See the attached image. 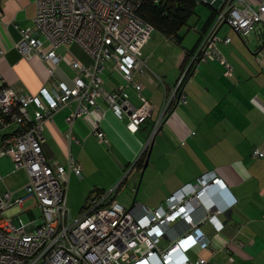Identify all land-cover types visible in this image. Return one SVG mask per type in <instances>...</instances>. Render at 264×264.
I'll return each instance as SVG.
<instances>
[{"label": "built area", "instance_id": "1", "mask_svg": "<svg viewBox=\"0 0 264 264\" xmlns=\"http://www.w3.org/2000/svg\"><path fill=\"white\" fill-rule=\"evenodd\" d=\"M142 4L143 0H37L34 26L19 30V52L28 60L40 56L53 76L64 59L56 52L60 46H80L92 63L69 60L76 74L73 83L57 80L37 94L0 84V159L8 158L15 170L27 176V183L19 190L0 188V264H213L201 256L193 261L190 252L211 248L212 241L200 225L210 223L220 234L224 228L220 216L235 204L225 185L220 192L211 193L223 181L216 170L181 186L156 208L134 202L128 209L120 204L116 196L121 182L90 197L84 210L73 217L67 203L69 173L82 178V166L71 156L67 168L49 160L44 151L45 123L72 102L78 107L67 117L70 125L92 115L93 110L103 117L100 98L119 118L128 115V128L133 132L152 117L151 96L136 77L148 73L143 49L155 31L139 16ZM218 8L207 34L165 96L146 148L176 108L186 103L185 87L201 62L220 61L224 75L232 76L231 64L218 50L222 25L245 39L260 31L264 39V0L257 6L249 0H221ZM230 42L229 37L225 39V43ZM256 55L263 60L264 42ZM108 62L125 80L111 92L104 87ZM127 87L134 89L138 105L131 102ZM92 130L100 141L108 143L97 118ZM253 156L264 158V151L255 148ZM0 184H5L1 174ZM21 191L26 195L17 196ZM222 192L229 202L220 200L218 193ZM27 201L33 205L25 209ZM33 207L41 209V218ZM198 211L200 218L196 217ZM22 213L27 214V223L20 217ZM180 224L186 229L177 233ZM165 241L167 245L162 247Z\"/></svg>", "mask_w": 264, "mask_h": 264}, {"label": "crops", "instance_id": "2", "mask_svg": "<svg viewBox=\"0 0 264 264\" xmlns=\"http://www.w3.org/2000/svg\"><path fill=\"white\" fill-rule=\"evenodd\" d=\"M249 1L257 6L263 0ZM220 2L205 3L212 7V12L192 48L180 45L183 40L179 32L177 38L162 32L153 33L145 45L143 54L148 73L136 77L151 96L153 115L150 119L154 122L161 114L165 96L187 66L191 52L213 24L214 9L219 11ZM0 7V84L37 94L43 87L50 89L57 80L69 85L73 83L76 74L69 60L77 59L86 65L92 63V58L80 46H60L56 52L64 59L55 68L53 76L50 66L40 56L28 60L16 47L21 39L19 30L34 26L37 0H0ZM224 25L218 32L222 39L218 42V50L231 64L232 76L224 75L225 67L220 61L201 62L185 87L186 103L180 104L163 123L148 148L154 122L148 120L133 132L128 128V115L119 118L109 103L100 98L98 105L104 113L100 118L93 110L92 115L78 118L70 125L67 117L77 109L76 102L57 111L45 123L44 149L49 160L57 164L68 168L73 156L82 166V178L71 172L69 183L74 182L72 194L82 200L86 198L85 204L90 197L121 182L122 186L138 183L143 169L139 159L146 150L149 153L151 147L149 168H156L154 159L163 156L164 190L161 202L148 208L164 204L165 199L181 186L216 170L235 204L220 216L224 224L220 234L213 231L210 223L200 225L212 245L207 250L191 251V259L195 261L201 256L213 264H264V158L253 156L255 148L264 151V58L259 60L256 55L264 42L263 33L259 31L246 38L243 45L229 30L220 35ZM228 37L231 42L225 43ZM103 77L104 87L110 92L125 84L112 62L107 63ZM127 91L131 102L138 105L134 89L127 87ZM94 118L99 120L108 143L100 141L94 134ZM218 197L225 203L230 201L223 192L218 193ZM200 212H197V218L202 217ZM176 229L181 233L186 226L180 224ZM172 237L176 238L177 234ZM163 243L165 247L167 242Z\"/></svg>", "mask_w": 264, "mask_h": 264}, {"label": "rangeland", "instance_id": "3", "mask_svg": "<svg viewBox=\"0 0 264 264\" xmlns=\"http://www.w3.org/2000/svg\"><path fill=\"white\" fill-rule=\"evenodd\" d=\"M212 12V7L205 3H199L194 10V13L189 17L188 21L184 23L182 28L179 31L180 37H182L183 42L180 44L182 47L192 48L198 38L200 36V32L203 28V25L209 18ZM229 30V33L236 34L238 40L244 45V41L246 39L236 33L230 26L224 25L223 30H221L220 35H225V33ZM161 30L155 29L154 34L160 33ZM154 122V119H149V122ZM156 122V121H155ZM154 122V125H155ZM153 125V126H154ZM157 162L156 168H147L143 175L139 190L136 194L135 190L133 189V185H126L122 186L119 190L116 201L120 204L125 206L126 208H130L133 205V202L136 201L141 203L147 207H152L156 205L155 203L161 202L162 192L164 190L163 187V171L162 166L164 163L163 156L160 157L158 160L154 159ZM159 173V175H158ZM0 174L4 178L5 184H0V188L2 190H19L27 183V176L24 171H17L15 167L11 163L8 158H1L0 159ZM73 181L69 183L68 190H67V203L68 207L71 211L73 217H77L80 214L82 206H85V200L78 195L72 194V186ZM175 192V191H174ZM172 194V193H171ZM25 192L21 191L18 193L17 196H25ZM85 204V205H84ZM33 201H27L24 208L27 209L28 207H32ZM34 211L36 212L37 216L41 218L42 211L39 207H33ZM22 220L27 223L28 216L26 213L20 214ZM165 245L163 242L161 246Z\"/></svg>", "mask_w": 264, "mask_h": 264}, {"label": "trees", "instance_id": "4", "mask_svg": "<svg viewBox=\"0 0 264 264\" xmlns=\"http://www.w3.org/2000/svg\"><path fill=\"white\" fill-rule=\"evenodd\" d=\"M196 0H143L139 16L163 34L177 38L179 29L194 13ZM215 16L217 9H214ZM192 53V52H191ZM148 150L139 159L143 168Z\"/></svg>", "mask_w": 264, "mask_h": 264}, {"label": "water", "instance_id": "5", "mask_svg": "<svg viewBox=\"0 0 264 264\" xmlns=\"http://www.w3.org/2000/svg\"><path fill=\"white\" fill-rule=\"evenodd\" d=\"M44 151H45V149H44ZM151 151H152V147L149 150V153L147 154V157L145 159V163H144V166H143V169H142V172H141L140 180L138 181V183H136V184L133 185L134 190H137V191L139 190V187H140V184H141L143 175H144L145 170L147 169V167L149 165V160H150V157H151ZM45 154H46L47 158L49 159V156H48V154H47L46 151H45ZM222 186H223L222 182H219V185L218 186L213 187L211 193H215L216 191L220 190V188H222Z\"/></svg>", "mask_w": 264, "mask_h": 264}]
</instances>
